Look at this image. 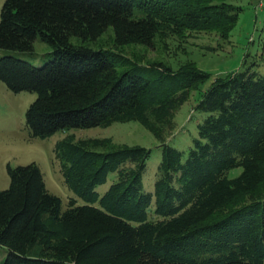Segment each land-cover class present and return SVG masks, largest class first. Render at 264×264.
Listing matches in <instances>:
<instances>
[{
  "label": "trees",
  "instance_id": "obj_1",
  "mask_svg": "<svg viewBox=\"0 0 264 264\" xmlns=\"http://www.w3.org/2000/svg\"><path fill=\"white\" fill-rule=\"evenodd\" d=\"M243 11L230 0H5L0 50L50 44L42 66L0 57V81L36 98L31 137L137 121L161 143L154 191L143 176L152 150L68 133L55 145L64 181L86 203L68 208L40 167L8 165L0 190V264H264V73L256 61L214 79L194 111L198 136L187 156L168 142L176 113L209 74L195 66L129 58L72 43L113 28L115 45L216 32L228 40ZM247 57V56H246ZM241 169L231 175L235 169ZM111 173L116 180L97 191Z\"/></svg>",
  "mask_w": 264,
  "mask_h": 264
},
{
  "label": "rangeland",
  "instance_id": "obj_2",
  "mask_svg": "<svg viewBox=\"0 0 264 264\" xmlns=\"http://www.w3.org/2000/svg\"><path fill=\"white\" fill-rule=\"evenodd\" d=\"M4 1L0 0V13ZM230 1L240 5L243 11L228 40L220 39L216 32H196L183 38L172 37L166 41L157 39L153 48L141 44L118 47L115 45V34L111 27L98 39L83 40L74 37L71 41L95 50L110 49L144 63L162 61L173 69L195 66L206 71L209 77L200 84L199 89L191 92L189 100L176 113V129L168 139L171 145L187 156L193 139L198 136L197 122L204 117V114L194 111V107L214 79L240 69L245 58H248L249 62L256 61L264 73V0ZM8 54L42 66L53 58V48L38 39L31 52L0 50V57ZM35 98V93L28 91L15 93L0 81V190L10 185L9 164L17 166L35 162L44 175L49 191L62 199L64 209L68 208L70 198H76L80 205L85 204L86 202L77 197L65 183L54 151L57 141L72 133L77 138L108 137L112 140L110 150L123 144L142 145L151 149L143 181L146 191H154L157 169L162 160L161 143L141 123L115 122L108 127L60 131L45 139L31 137L26 127V111ZM240 171V168L235 169L231 175H236ZM116 178L117 174L111 173L108 181L99 185L97 191L105 193ZM7 255V248L0 246V261Z\"/></svg>",
  "mask_w": 264,
  "mask_h": 264
}]
</instances>
